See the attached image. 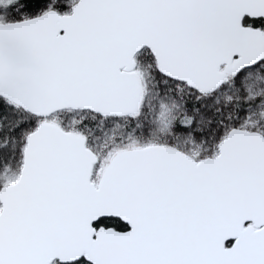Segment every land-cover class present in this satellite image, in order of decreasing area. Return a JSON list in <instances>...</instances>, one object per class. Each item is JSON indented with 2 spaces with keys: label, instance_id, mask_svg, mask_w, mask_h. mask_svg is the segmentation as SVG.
Returning a JSON list of instances; mask_svg holds the SVG:
<instances>
[{
  "label": "snow or ice",
  "instance_id": "6c2138e0",
  "mask_svg": "<svg viewBox=\"0 0 264 264\" xmlns=\"http://www.w3.org/2000/svg\"><path fill=\"white\" fill-rule=\"evenodd\" d=\"M0 264H264V0H0Z\"/></svg>",
  "mask_w": 264,
  "mask_h": 264
}]
</instances>
